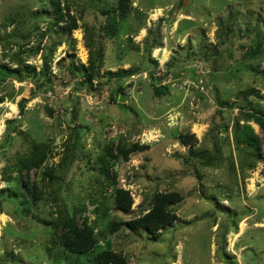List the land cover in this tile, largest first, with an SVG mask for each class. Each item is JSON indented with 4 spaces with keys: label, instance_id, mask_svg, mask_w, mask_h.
I'll use <instances>...</instances> for the list:
<instances>
[{
    "label": "rangeland",
    "instance_id": "374dc122",
    "mask_svg": "<svg viewBox=\"0 0 264 264\" xmlns=\"http://www.w3.org/2000/svg\"><path fill=\"white\" fill-rule=\"evenodd\" d=\"M60 5L77 24L68 35L57 34L48 0H0V64L17 68L21 56L36 81L52 45L49 81L0 83V264H86L62 249L57 222L103 228L97 206L115 189L128 191L130 210L109 209L106 220L121 226L91 255L111 250L127 264H264V131L245 116L246 107L264 112V56L247 57L264 34V0H130L112 36L105 10L116 0ZM33 26L35 35L19 38ZM96 44L101 78L83 86L80 66ZM122 70L128 76L107 81V71ZM189 134L186 144L180 137ZM247 136L261 159L243 149ZM37 143L46 157L27 178L17 161ZM109 143L144 149L113 161L105 179L97 159ZM155 193L179 196L170 207L176 221L155 235L128 229Z\"/></svg>",
    "mask_w": 264,
    "mask_h": 264
},
{
    "label": "trees",
    "instance_id": "16d2710c",
    "mask_svg": "<svg viewBox=\"0 0 264 264\" xmlns=\"http://www.w3.org/2000/svg\"><path fill=\"white\" fill-rule=\"evenodd\" d=\"M48 3L49 5H51L53 13L57 15V17L52 21V23L58 28L57 34L64 32V34L67 33L68 35L72 30L77 29V24L74 18L70 16L67 6H63V8L65 7V12H63V8H61L60 5V0H48ZM129 3L130 0H116V6L110 8V10L109 8L105 10V19L107 24L105 25L104 29L109 36H112L117 30V26L119 25L118 20L125 19L128 8L130 7ZM117 15L119 16V19L116 18ZM32 16L35 20L36 15L32 14ZM59 21H63L65 24L63 26H57ZM36 32L37 28L33 26L22 34L20 33L19 38L25 40L32 34L35 35ZM38 35L42 36L44 35V33L38 32ZM253 43H255V46L247 54V57L250 60L256 57L262 58V56H264V34L258 36V39ZM51 48L52 45H47V47H44L45 53L42 56L43 66L42 70L40 71V77L36 81L34 80V78H36L34 69H29L27 66L22 65L21 56H17V61L21 63V65H19L17 68H9L5 64H0V83L8 77H14L19 82L32 80L36 85L39 79L43 80V78H45L47 81H49L47 70L49 67L48 62L50 59V54L52 52ZM102 57V53L100 52V49L96 44L89 58L88 65L80 66L84 74V80L81 85L87 86L88 84L89 86H91L92 80L101 78V76L99 75V70L103 62ZM256 66H259L258 62L253 66L254 71H256ZM128 73V71L123 70L116 73L107 71L105 75L107 81L110 82L113 79L118 80L123 76H128ZM260 73L264 76V70ZM250 93L254 92L250 90ZM250 109L251 108L247 107L245 109L247 111L245 113L246 118L253 120L260 127V129L264 131V112H249ZM180 139L186 144L194 141L193 135L190 134L181 136ZM256 142L257 140L253 136L245 137L243 139V149L247 150V154L249 156L259 160L261 159V152ZM74 143L75 142L73 140V144ZM45 147L46 146L41 143L33 144L32 151L30 152L29 156L21 158L17 161L16 169L20 173L24 172L25 177L28 178V175L26 174H28L29 169L31 167L37 168L39 165H41L43 160H45ZM112 149H115V153H113ZM143 149L144 147L139 145H134L128 149H125V147L121 143H118L115 148H113L112 143H109L97 159L101 174H103L105 179H107L109 169L114 166L113 161H117L119 159L126 161L131 153L141 151ZM194 157H197V155H194ZM204 157L205 155L203 153L199 154V158ZM212 157L210 156L208 160L211 161L213 159ZM68 158L72 159V156H69ZM47 176L49 178L50 174L48 173ZM28 190L32 197V200L38 199L39 195L34 184L31 183L30 185H28ZM178 199L179 196L176 193H155L152 197V206L150 210L146 214L136 219L127 221L125 223V226L133 231L141 229L148 234L155 235V233H157L159 230H163L165 227L171 225L176 221V216L173 212V209L170 207L174 205L178 201ZM131 204L132 200L128 191H125L123 189H115L112 194L111 201L106 202L105 200L103 202H100L97 206V208L99 209L98 211H100L98 220L104 226L103 228L99 229L97 225H91L86 220L82 222L81 226H77L74 222H72L71 219H68L65 222H57V226L59 228H62L61 234L60 236H58L60 246L64 251L71 252L73 254H76L77 256L85 258L86 264H127L125 257L120 253L113 252L111 250H102L91 255L90 251L95 247L96 243L101 240L102 237H105L106 234L113 233L121 226V224L118 222H109L108 220H106L107 218H109V209L113 208L121 212H128L130 210Z\"/></svg>",
    "mask_w": 264,
    "mask_h": 264
}]
</instances>
